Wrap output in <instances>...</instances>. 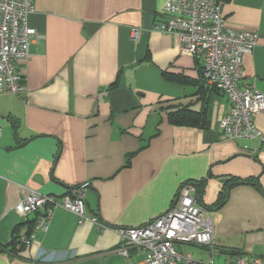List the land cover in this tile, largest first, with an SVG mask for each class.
I'll list each match as a JSON object with an SVG mask.
<instances>
[{"label": "crops", "instance_id": "0c3cea01", "mask_svg": "<svg viewBox=\"0 0 264 264\" xmlns=\"http://www.w3.org/2000/svg\"><path fill=\"white\" fill-rule=\"evenodd\" d=\"M167 1L34 0L29 23L42 38L20 66L27 91L0 93V264H139L147 249L124 257L116 228L147 223L202 180L213 245L177 248L214 264L264 255V140L220 139L228 98L198 83L178 36L154 28ZM223 9L228 24L260 34L241 84L264 93V0ZM179 107L205 109L207 125L172 124ZM254 118L264 133V111ZM74 187L105 228L57 206L38 229L44 210H23L30 189L60 201ZM15 237L23 247L10 251Z\"/></svg>", "mask_w": 264, "mask_h": 264}, {"label": "built area", "instance_id": "2783aa9c", "mask_svg": "<svg viewBox=\"0 0 264 264\" xmlns=\"http://www.w3.org/2000/svg\"><path fill=\"white\" fill-rule=\"evenodd\" d=\"M224 3L225 0H168L163 18L154 28L178 36L182 51L201 63L208 85L227 96L229 108L220 120V139L264 140L254 118L264 111V93L241 84L244 56L257 46L260 34L228 24ZM34 10V0H0V93L23 97L27 91L20 66L30 57L31 42L42 38L29 23ZM140 32V28H133L132 38L137 40ZM57 206L75 213L80 223L89 219L100 229L106 227L98 216L86 214L83 187L70 189L60 201L30 189L23 200L26 214L44 210L38 229L48 224ZM116 231L120 236L118 251L124 257L129 256L131 248L147 249L139 264H214L196 260L177 248L180 243L212 247L215 238L213 219L198 202L193 183L183 185L171 207L154 219L139 226L117 227ZM20 239L31 243L25 236ZM222 264H264V255L231 254Z\"/></svg>", "mask_w": 264, "mask_h": 264}, {"label": "trees", "instance_id": "16d2710c", "mask_svg": "<svg viewBox=\"0 0 264 264\" xmlns=\"http://www.w3.org/2000/svg\"><path fill=\"white\" fill-rule=\"evenodd\" d=\"M196 63L199 66V72H200V78L198 80V83L201 84L202 87H203V85L208 86V88H211L212 90H215L217 92L222 93L216 87L208 85V83L206 82V78L204 76V73H203V67H202L201 63L198 60H196ZM184 81H185V79H184ZM168 118H169V121L175 125L193 126V127L204 128L208 123L205 109L200 110V111H196V110H193L189 107H179V108H176L174 110H170L168 112ZM191 183H193L196 186V197H197L198 202L201 203V190H202V187H203L205 181L202 180V181H200V183H197V182H191ZM248 183H250V182H248ZM227 184H229V183H227ZM220 203H221V200L218 201V205ZM10 246H11L10 251H15V250L21 249L23 247V245H22V243L18 237H15L12 240ZM5 249L7 250L8 247H6Z\"/></svg>", "mask_w": 264, "mask_h": 264}]
</instances>
